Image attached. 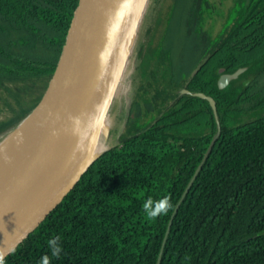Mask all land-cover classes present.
I'll return each mask as SVG.
<instances>
[{
  "label": "trees",
  "instance_id": "trees-1",
  "mask_svg": "<svg viewBox=\"0 0 264 264\" xmlns=\"http://www.w3.org/2000/svg\"><path fill=\"white\" fill-rule=\"evenodd\" d=\"M206 4H171L160 40L170 56H154L160 77L181 85L172 102L101 152L5 264H37L44 254L50 264H264V0L235 1L214 37L201 28ZM79 5L0 0V98L13 110L0 131L43 95ZM244 65L218 88L220 67ZM183 88L210 95L215 109ZM142 109L132 102L128 122ZM164 195L169 210L147 218L143 200Z\"/></svg>",
  "mask_w": 264,
  "mask_h": 264
},
{
  "label": "water",
  "instance_id": "water-1",
  "mask_svg": "<svg viewBox=\"0 0 264 264\" xmlns=\"http://www.w3.org/2000/svg\"><path fill=\"white\" fill-rule=\"evenodd\" d=\"M142 0H80L43 95L0 141V251L20 242L80 178L111 103L125 46ZM246 66L222 72L218 88ZM194 72V71H193ZM207 99L215 109L213 97ZM75 118V119H72ZM217 124L201 162L219 134Z\"/></svg>",
  "mask_w": 264,
  "mask_h": 264
},
{
  "label": "rangeland",
  "instance_id": "rangeland-1",
  "mask_svg": "<svg viewBox=\"0 0 264 264\" xmlns=\"http://www.w3.org/2000/svg\"><path fill=\"white\" fill-rule=\"evenodd\" d=\"M235 1L237 0H207L201 28L212 37L218 35L224 28L227 15ZM172 2L173 0H142L140 3L139 16L136 17L137 20L134 24V26L138 25V29L135 32L136 35L133 34L135 41L132 53H129L128 56L131 63L127 64L126 70L121 69L114 81L111 103L101 129V132L109 133L108 138L110 139H108V146L105 148L111 147L120 138L150 122L155 115L172 102L180 90V84H170L166 82L165 78L160 77L159 66L155 63L156 55L170 56L166 50L160 48V40L171 12ZM148 28H151L150 35H147ZM143 45L144 54L140 58L139 52ZM171 54L174 57V53ZM1 91L0 88V93ZM5 99L12 105V100L6 97ZM113 102H116L114 108H112ZM132 102H139L143 111L132 122H128L129 108ZM146 103L150 105V108L145 106ZM12 114L11 107L0 98V120L8 118ZM20 114L22 115H19L16 120H19L25 112ZM241 118L242 120L248 119L250 114L244 113ZM15 123L14 121L13 125ZM11 126L0 131V141Z\"/></svg>",
  "mask_w": 264,
  "mask_h": 264
},
{
  "label": "clouds",
  "instance_id": "clouds-1",
  "mask_svg": "<svg viewBox=\"0 0 264 264\" xmlns=\"http://www.w3.org/2000/svg\"><path fill=\"white\" fill-rule=\"evenodd\" d=\"M75 119V118H72ZM171 207L170 200L168 196H160L158 198H153L152 196H148L143 200L142 208L147 218L154 219L159 215L165 214L169 208ZM49 251L52 257L59 256L61 252V246L58 243V238L53 237L47 241ZM9 251H14V249H10ZM5 253L0 251V264H5L4 259ZM37 264H50V257L48 254H44L40 257Z\"/></svg>",
  "mask_w": 264,
  "mask_h": 264
},
{
  "label": "bare ground",
  "instance_id": "bare-ground-1",
  "mask_svg": "<svg viewBox=\"0 0 264 264\" xmlns=\"http://www.w3.org/2000/svg\"><path fill=\"white\" fill-rule=\"evenodd\" d=\"M139 7H140V4H139ZM138 16H139V9H138V13H137L136 17H138ZM133 24H135V23H133ZM137 29H138V25H135V26L133 25L131 35L129 33V36H128V39H127V44L125 46V56H124V59H123V63H122L121 69L126 70L128 68L127 64L129 65L131 63V61H129V59H128V56H129V53H132L131 50L133 49V43L135 41V35H136L135 32L137 31ZM134 33H135V35H133ZM115 105H116V102H113L112 103V108H114ZM108 137H109V133H105V132H100L99 133V135L97 136L96 141H95V154L98 153V151H100L103 148L108 146L107 142H108V139H110ZM1 147H2V144L0 145V152H1Z\"/></svg>",
  "mask_w": 264,
  "mask_h": 264
},
{
  "label": "flooded vegetation",
  "instance_id": "flooded-vegetation-1",
  "mask_svg": "<svg viewBox=\"0 0 264 264\" xmlns=\"http://www.w3.org/2000/svg\"><path fill=\"white\" fill-rule=\"evenodd\" d=\"M244 66H246V65H244ZM246 68H247V66H246ZM246 68H245L242 72H240L236 78H238V77H239V76H240V75L246 70ZM234 70H235V69H234ZM222 72H225V71L222 70ZM230 72H231V71H230ZM220 73H221V72H220ZM220 73H219V74H220ZM236 78H233V79H236ZM233 79H231V80H233ZM231 80H229L227 84H229V82H230ZM216 82H217V81H216ZM243 82H244V83H247L246 79H243ZM227 84H226V85H227ZM226 85H225V86H226ZM225 86H224V87H225ZM1 90H2V88H1ZM2 91H3V90H2ZM10 116H11V115H10Z\"/></svg>",
  "mask_w": 264,
  "mask_h": 264
}]
</instances>
